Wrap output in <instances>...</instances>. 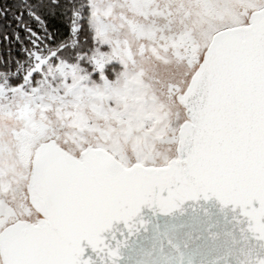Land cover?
<instances>
[{
  "label": "snow or ice",
  "instance_id": "snow-or-ice-1",
  "mask_svg": "<svg viewBox=\"0 0 264 264\" xmlns=\"http://www.w3.org/2000/svg\"><path fill=\"white\" fill-rule=\"evenodd\" d=\"M9 13L29 44L0 58V264H264V0Z\"/></svg>",
  "mask_w": 264,
  "mask_h": 264
},
{
  "label": "trees",
  "instance_id": "trees-1",
  "mask_svg": "<svg viewBox=\"0 0 264 264\" xmlns=\"http://www.w3.org/2000/svg\"><path fill=\"white\" fill-rule=\"evenodd\" d=\"M25 0H0V5L8 6L11 5L15 8L18 4L24 3ZM28 3H32L33 0H27ZM18 14V13H17ZM43 18V17H42ZM25 22L29 24L34 31L41 36L42 39L47 35L43 32L38 22L34 19L27 17L25 13ZM46 26L48 31L52 33V37L45 40V43L49 46H55V42L68 39L70 35V21L67 17L62 20L51 19L46 20ZM19 33L21 37L24 38L23 46H27L29 41L27 40L28 33L25 31L24 25L15 18V15L9 13L6 17L0 15V58H6L11 52L14 59H19L22 55L21 41L16 39V34ZM7 37V38H5ZM80 42L87 46L91 43L87 33L80 37Z\"/></svg>",
  "mask_w": 264,
  "mask_h": 264
}]
</instances>
